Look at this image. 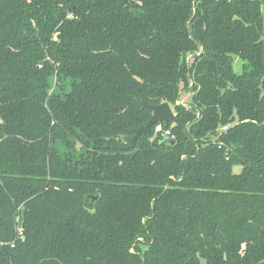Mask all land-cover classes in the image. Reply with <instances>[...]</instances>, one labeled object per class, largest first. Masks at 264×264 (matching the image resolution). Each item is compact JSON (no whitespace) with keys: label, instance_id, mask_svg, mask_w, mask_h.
<instances>
[{"label":"trees","instance_id":"trees-1","mask_svg":"<svg viewBox=\"0 0 264 264\" xmlns=\"http://www.w3.org/2000/svg\"><path fill=\"white\" fill-rule=\"evenodd\" d=\"M0 264H264V0H0Z\"/></svg>","mask_w":264,"mask_h":264},{"label":"water","instance_id":"water-1","mask_svg":"<svg viewBox=\"0 0 264 264\" xmlns=\"http://www.w3.org/2000/svg\"><path fill=\"white\" fill-rule=\"evenodd\" d=\"M138 104L145 110H148L151 113V117L149 120L143 124L142 126H139L137 129L134 130L132 136H123L122 140L128 144L133 143L136 140H139L141 135L149 133L151 131V128L157 124V123H163L164 125H168L171 123L174 118L175 114L173 113V110L171 109V106L164 102L159 105H149L145 102L139 100ZM170 144H174L175 140L170 137H164V140ZM93 200H96V197L93 198Z\"/></svg>","mask_w":264,"mask_h":264},{"label":"rangeland","instance_id":"rangeland-1","mask_svg":"<svg viewBox=\"0 0 264 264\" xmlns=\"http://www.w3.org/2000/svg\"><path fill=\"white\" fill-rule=\"evenodd\" d=\"M187 61H188V63H190L192 61V57L188 56ZM232 61H233L232 64H233V69H234L235 73H240L242 62L237 57H233ZM190 98H191V93L183 91L180 94L178 103L182 104L185 108H189ZM171 109L173 110V113L175 114L173 107H171Z\"/></svg>","mask_w":264,"mask_h":264},{"label":"built area","instance_id":"built-area-1","mask_svg":"<svg viewBox=\"0 0 264 264\" xmlns=\"http://www.w3.org/2000/svg\"><path fill=\"white\" fill-rule=\"evenodd\" d=\"M223 129L225 130L226 127H224ZM154 132L155 133H161L163 137H169V130H163L161 123L155 124Z\"/></svg>","mask_w":264,"mask_h":264}]
</instances>
